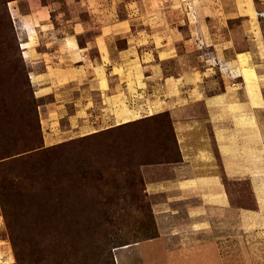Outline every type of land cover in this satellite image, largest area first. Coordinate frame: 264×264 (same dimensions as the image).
Wrapping results in <instances>:
<instances>
[{
    "label": "rangeland",
    "instance_id": "rangeland-1",
    "mask_svg": "<svg viewBox=\"0 0 264 264\" xmlns=\"http://www.w3.org/2000/svg\"><path fill=\"white\" fill-rule=\"evenodd\" d=\"M256 1L264 12V0ZM192 4L0 0V264H141L130 248L158 236L144 167L179 158L168 113L153 109L166 88L152 83L149 52L169 43L171 25L185 30ZM256 26L264 34V19ZM66 43L88 57L76 62L86 66L76 75L82 83H70L69 95L41 96L45 84L34 75L72 62ZM105 43L113 51L129 49L133 60L116 57L105 65L97 47ZM46 53L63 60L48 61L49 68L42 62ZM91 63L104 68L99 81L106 86L125 75L139 80L150 102L137 94L126 101L136 113L132 121L116 120L121 104L90 88ZM172 68L160 61L162 81ZM241 208V216L211 224V251L204 248L198 259H170L174 244L168 240L152 255L141 246L142 263L264 264V206Z\"/></svg>",
    "mask_w": 264,
    "mask_h": 264
},
{
    "label": "crops",
    "instance_id": "crops-1",
    "mask_svg": "<svg viewBox=\"0 0 264 264\" xmlns=\"http://www.w3.org/2000/svg\"><path fill=\"white\" fill-rule=\"evenodd\" d=\"M191 2L185 30L171 25L169 43L149 52L155 63L148 68L152 83L160 82L166 88L158 91L160 104L153 109L168 113L179 158L144 167L158 236L130 248L138 251L133 262L139 263L138 258L141 264V246L147 245L152 255L168 240L174 244L170 259H198L204 248L211 251L210 243L215 240L211 224L216 226L225 216H241V206H264V34L256 26L262 21L257 13L263 11L256 0ZM210 3L213 6L207 7ZM66 44L63 51L73 56L72 62L34 75L39 84H45L41 96L69 95L65 90L70 83H82L76 75L86 66L80 69L76 62L87 55L76 45ZM97 47L105 65L116 57L130 58L125 52L129 49L115 52L107 43ZM41 57L49 68L48 61L59 64L63 60L60 56L53 60L48 53ZM165 60L173 68L162 81L158 68ZM91 64L90 88L107 102L121 104L116 120L122 124L132 121L136 113L126 101L137 94L150 102L138 89L139 80L125 75L118 77L116 86H106L99 81L104 68Z\"/></svg>",
    "mask_w": 264,
    "mask_h": 264
},
{
    "label": "built area",
    "instance_id": "built-area-1",
    "mask_svg": "<svg viewBox=\"0 0 264 264\" xmlns=\"http://www.w3.org/2000/svg\"><path fill=\"white\" fill-rule=\"evenodd\" d=\"M257 18L264 19V12L257 13Z\"/></svg>",
    "mask_w": 264,
    "mask_h": 264
}]
</instances>
